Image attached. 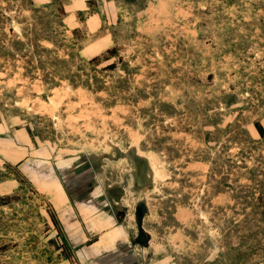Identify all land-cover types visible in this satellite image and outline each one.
<instances>
[{
	"label": "rangeland",
	"instance_id": "374dc122",
	"mask_svg": "<svg viewBox=\"0 0 264 264\" xmlns=\"http://www.w3.org/2000/svg\"><path fill=\"white\" fill-rule=\"evenodd\" d=\"M254 122L264 0H0V264H264Z\"/></svg>",
	"mask_w": 264,
	"mask_h": 264
},
{
	"label": "crops",
	"instance_id": "0c3cea01",
	"mask_svg": "<svg viewBox=\"0 0 264 264\" xmlns=\"http://www.w3.org/2000/svg\"><path fill=\"white\" fill-rule=\"evenodd\" d=\"M130 238L115 225L92 236L73 252L78 264H144L133 249Z\"/></svg>",
	"mask_w": 264,
	"mask_h": 264
},
{
	"label": "trees",
	"instance_id": "16d2710c",
	"mask_svg": "<svg viewBox=\"0 0 264 264\" xmlns=\"http://www.w3.org/2000/svg\"><path fill=\"white\" fill-rule=\"evenodd\" d=\"M35 46H37V45L35 44ZM44 50H47V48H44ZM253 125H254L256 131L258 132L259 136L261 137V139H263L264 138L263 126L259 122H254Z\"/></svg>",
	"mask_w": 264,
	"mask_h": 264
},
{
	"label": "bare ground",
	"instance_id": "6f19581e",
	"mask_svg": "<svg viewBox=\"0 0 264 264\" xmlns=\"http://www.w3.org/2000/svg\"><path fill=\"white\" fill-rule=\"evenodd\" d=\"M141 154V153H140Z\"/></svg>",
	"mask_w": 264,
	"mask_h": 264
}]
</instances>
